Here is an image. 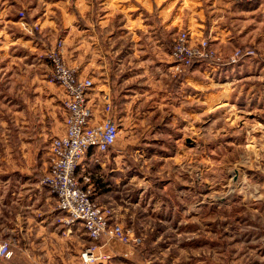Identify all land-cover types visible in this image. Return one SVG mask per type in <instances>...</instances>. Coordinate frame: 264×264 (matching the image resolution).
I'll return each mask as SVG.
<instances>
[{
	"label": "crops",
	"instance_id": "0c3cea01",
	"mask_svg": "<svg viewBox=\"0 0 264 264\" xmlns=\"http://www.w3.org/2000/svg\"><path fill=\"white\" fill-rule=\"evenodd\" d=\"M22 24L39 29L28 33ZM183 31L192 42L208 39L223 54L239 46L253 49L255 57L241 58L236 68H214L212 76L219 79L217 86L253 76L263 80L264 94V0H0V242L15 253L0 264H80L79 255L89 244L82 224L66 225L56 197L40 183L48 172L51 142L63 134L66 117L63 93L49 81L47 50L63 39L65 62L92 80L93 124L102 113V94L115 91L124 103L119 121L128 123L137 70L156 60L159 49ZM198 65L178 92V109L184 114L195 93L200 116L207 112L208 98L216 111L234 108V103L220 101L223 88L202 100L208 82L206 68ZM261 111L264 123V102ZM124 157L123 150L101 153L93 148L75 172L80 184L91 188L92 200L111 207L120 223L133 208L126 199L129 183L121 175ZM127 250L106 244L103 251L111 259L104 264L123 263L120 254Z\"/></svg>",
	"mask_w": 264,
	"mask_h": 264
},
{
	"label": "rangeland",
	"instance_id": "374dc122",
	"mask_svg": "<svg viewBox=\"0 0 264 264\" xmlns=\"http://www.w3.org/2000/svg\"><path fill=\"white\" fill-rule=\"evenodd\" d=\"M22 25L28 33L39 29ZM58 41L64 49L65 41ZM174 43L137 70L128 123L119 121L123 97L109 93L119 129L113 148L124 152L121 175L129 183L126 199L133 206L124 222H117L142 239L121 264H264L263 80L242 76L217 86L214 68L233 67L229 56L215 49L221 60L177 66L171 57ZM243 48L254 52L245 57L257 55ZM197 63L206 68L208 82L202 100L223 88L220 101L234 108L216 111L208 98L207 112L200 116L195 93L184 114L178 109V92ZM180 74L185 76L173 91L171 84ZM247 103L248 110L242 109Z\"/></svg>",
	"mask_w": 264,
	"mask_h": 264
},
{
	"label": "built area",
	"instance_id": "2783aa9c",
	"mask_svg": "<svg viewBox=\"0 0 264 264\" xmlns=\"http://www.w3.org/2000/svg\"><path fill=\"white\" fill-rule=\"evenodd\" d=\"M234 2H255L259 0H233ZM20 17H24L20 13ZM37 28V27H35ZM252 50L242 52L236 48L227 59L228 64L235 65L242 57L253 55ZM172 59L177 66L189 65L195 61H206L222 56L216 54L208 39L191 41L185 32L180 33L173 45ZM50 65L49 81L58 86L64 96L63 108L66 112L65 128L61 136L55 137L50 145L48 172L41 179L42 186L48 189L57 200L58 209L65 215L64 223L73 225L80 222L89 239V244L80 255L81 264H100L108 262L111 255L103 251L110 242H117L128 248L122 257H127L132 250L142 243L141 237L130 230H125L114 220L111 207L97 205L92 200V190L81 185L75 176L85 154L95 148L105 153L117 142L119 129L113 115L112 100L109 93L102 94V113L99 122L93 124L95 112L89 105V94L93 89L91 79L81 77L64 59L61 41L51 46L45 55ZM84 183L89 184L88 177ZM103 241L99 244L100 241ZM12 251L7 242H0V259L8 260Z\"/></svg>",
	"mask_w": 264,
	"mask_h": 264
},
{
	"label": "trees",
	"instance_id": "16d2710c",
	"mask_svg": "<svg viewBox=\"0 0 264 264\" xmlns=\"http://www.w3.org/2000/svg\"><path fill=\"white\" fill-rule=\"evenodd\" d=\"M206 39V38H205ZM239 49H244L243 47H241V46H239L238 47ZM196 61L194 60L193 62H192V64H194ZM185 75L184 74H180V75H178L177 76V78L172 82V84H171V86H172V88H173V91H176V89L178 88V86H179V83L182 81V79H183V77H184ZM171 88V89H172ZM113 88H112V92H113ZM112 100V103H113V99H111ZM12 251V250H11ZM14 251H12V256H11V258L10 259H8V260H5V261H11L12 259H13V257H14Z\"/></svg>",
	"mask_w": 264,
	"mask_h": 264
}]
</instances>
